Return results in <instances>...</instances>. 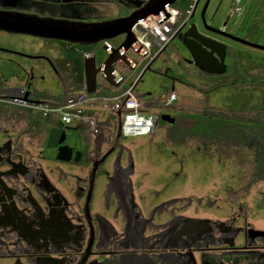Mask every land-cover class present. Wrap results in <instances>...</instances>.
<instances>
[{
  "label": "flooded vegetation",
  "instance_id": "flooded-vegetation-1",
  "mask_svg": "<svg viewBox=\"0 0 264 264\" xmlns=\"http://www.w3.org/2000/svg\"><path fill=\"white\" fill-rule=\"evenodd\" d=\"M65 1L0 0V8L60 17L49 5L57 9ZM222 4L204 0L199 15L206 31H199L226 42L230 38L203 23L205 17L230 32L232 14L221 17ZM123 39L109 43L118 46ZM105 42L83 45L0 29V264H215L213 252L261 264L254 256L264 260V234L256 229L264 227L251 223L248 208L239 222L225 221L211 189L204 194L169 189V160L183 164V157H166L165 150L201 148L188 141L201 140L198 130L183 135L182 142L175 138L177 129L196 127L175 121L194 123L191 118L174 117L171 125L138 141L123 134L117 139L115 113L107 128L92 134L84 124L53 121L20 104L65 99L66 87L85 78L84 54L97 48L105 53ZM233 51L228 44L225 62ZM54 125L63 132L50 146Z\"/></svg>",
  "mask_w": 264,
  "mask_h": 264
},
{
  "label": "rangeland",
  "instance_id": "rangeland-1",
  "mask_svg": "<svg viewBox=\"0 0 264 264\" xmlns=\"http://www.w3.org/2000/svg\"><path fill=\"white\" fill-rule=\"evenodd\" d=\"M142 1L144 0H66L62 2L63 4L59 3L57 9L53 5H49V9L52 8L50 12L60 17L100 20L125 15L139 6ZM196 1L198 2L195 0V3ZM201 1L195 7L196 13L190 16L188 23L196 22L199 30L206 31L199 15L204 0ZM216 1L218 0H213ZM233 2L234 0H223L221 17L230 15ZM252 2L253 0H242L246 8ZM16 7L25 8L23 5ZM34 7L42 9V4ZM246 12L247 9L242 16L231 15L230 32L264 45V33L248 36L239 29ZM182 16L186 17V14L182 13ZM225 40L234 49L232 56L226 61L227 71L224 74L207 75L195 66L181 38L176 36L142 74L136 87V94L143 99L154 101L159 107L170 99L171 93L175 92L178 98L171 100L163 111L165 114H173L175 118H190L189 116H194L192 114L195 112L225 111L231 114L234 113L231 108H248L264 104V50L231 39ZM111 42L116 44L113 39ZM96 52L100 55L103 53L100 48H97ZM127 55L137 63L138 67L132 69L122 62L116 64L119 73L125 77L121 87L127 86L136 75L140 74L149 61L133 47L127 50ZM218 85L222 86L215 89L214 87ZM97 91L106 93L116 92L118 89L99 73ZM51 119L57 121L59 117L54 115ZM99 121L101 129L107 128L113 122L110 112H100ZM181 122L183 121H176L177 124H192V121ZM145 137L147 136L127 137V139L141 141ZM191 137L188 140L191 147L200 143L201 148L192 149L190 152L187 147L172 145L165 150L166 157H172L176 153L179 155L181 153L183 157V164H179V159L169 160L165 172L169 177L166 178L170 183L169 189L193 194L198 190H202L200 193L204 194L205 189H211L213 197L210 198H213V205L219 207L220 215L226 219L225 221L233 217L235 223L239 222L238 216H242L243 209L248 208L251 223L256 227H264V177L257 182L254 179L255 149L244 145L217 143L214 146H218L221 150L213 157V141L209 143L206 137H201L200 141ZM234 159L236 165L230 167L229 163ZM234 169L240 172V183L227 189L226 181L232 179ZM176 172L180 174L174 176ZM173 177L176 178L172 179ZM213 257L215 264H245L243 262L245 259H240L237 254L228 258L213 252ZM260 257V254L254 256L264 262ZM263 262L261 264H264Z\"/></svg>",
  "mask_w": 264,
  "mask_h": 264
},
{
  "label": "water",
  "instance_id": "water-1",
  "mask_svg": "<svg viewBox=\"0 0 264 264\" xmlns=\"http://www.w3.org/2000/svg\"><path fill=\"white\" fill-rule=\"evenodd\" d=\"M177 0H144L129 14L101 20H83L67 17L42 16L37 13H29L20 10L0 8V29L15 33H26L35 36L66 40L83 45H93L100 41H107L103 45L105 53L101 55L96 51H87L84 54L85 84L89 92L97 90L98 74L102 73L105 80L112 85L116 76L123 79V75L116 68L118 62L127 66L129 57L127 50L134 48L136 36L133 27L140 20L150 15H159L163 19L162 12L173 6ZM195 8L193 9V14ZM205 27L215 33L221 34L234 41L264 50V45L253 42L247 38L228 32L223 28L215 27L207 23L204 17ZM187 30L180 29L176 36L180 37L185 48L190 52L193 63L203 72L208 74H222L227 71L225 62L227 43L200 32L196 22L191 21ZM124 36L118 46L109 44V40ZM135 49V48H134ZM67 98V97H66ZM65 98V99H66ZM118 117L117 139L122 135L123 112L114 108L108 109ZM162 117L173 122L170 114ZM63 129L54 125L50 130L49 145H55L57 137ZM63 140V139H61ZM259 234H264L263 229H256Z\"/></svg>",
  "mask_w": 264,
  "mask_h": 264
},
{
  "label": "built area",
  "instance_id": "built-area-1",
  "mask_svg": "<svg viewBox=\"0 0 264 264\" xmlns=\"http://www.w3.org/2000/svg\"><path fill=\"white\" fill-rule=\"evenodd\" d=\"M170 8L174 7H168L162 12L165 19L159 15H153L154 19L148 16L133 27L136 36L134 48L149 61L146 62L143 71L136 75L127 86L121 87L125 81L124 76L122 80L116 76L114 81L117 84L113 86L118 91L113 93L89 92L86 89L69 95L60 102L26 103L20 101V104L40 109L44 116L58 115L59 120L66 125L84 124L92 134H99L101 131L100 112L114 113L108 110L114 108L123 112L122 134L125 137L154 135L160 127L164 107L168 106L171 100H176L178 95L175 92L171 93L170 99L157 107L154 101L139 97L136 94V87L152 61L162 54L179 30L188 24L194 9L192 8L191 14L183 17L181 11L174 8L178 15L172 19ZM246 9L242 0H234L231 14L242 16ZM127 67L136 69L138 66L129 58Z\"/></svg>",
  "mask_w": 264,
  "mask_h": 264
},
{
  "label": "trees",
  "instance_id": "trees-1",
  "mask_svg": "<svg viewBox=\"0 0 264 264\" xmlns=\"http://www.w3.org/2000/svg\"><path fill=\"white\" fill-rule=\"evenodd\" d=\"M194 3L195 0H177L173 7L187 16L191 14ZM192 15L193 12L190 16ZM239 29L248 36L264 33V0H253L247 8ZM221 86L218 85L214 88L217 89ZM231 110L234 113L214 111L213 113L202 112L200 115L189 116L194 120L192 125L196 127L177 129L175 138L177 142H182L183 135L193 134L194 131L198 130L200 136L206 137L209 143L213 141V157L216 152L221 150L218 146H214L217 143L253 147L256 151L254 179L257 182L264 177V104L249 106L248 108H231ZM167 122L169 121L162 118L160 124L165 125ZM174 124H177L176 121ZM229 164L230 167H235V159ZM232 174L234 175L232 179L226 181L227 189L240 183V172L234 169Z\"/></svg>",
  "mask_w": 264,
  "mask_h": 264
},
{
  "label": "crops",
  "instance_id": "crops-1",
  "mask_svg": "<svg viewBox=\"0 0 264 264\" xmlns=\"http://www.w3.org/2000/svg\"><path fill=\"white\" fill-rule=\"evenodd\" d=\"M171 43V42H170ZM170 43L168 44V45H170ZM167 45V46H168ZM66 89H67V91H68V93H69V95H72V94H75V93H77V92H79V91H83V90H86V84H85V78H83V80L81 81V82H78V83H70L69 85H68V88L66 87ZM60 91V88H58L57 89V92H59ZM96 92H98L97 90H96ZM99 93V92H98ZM106 93H113V92H111V91H109V92H106ZM68 95V96H69ZM64 100V99H63ZM164 111V110H163ZM109 113V112H108ZM111 114L112 113H110V116H111ZM168 114H170V116L172 117V118H174V116H173V114H171V113H168ZM168 121V120H167ZM171 122H167L165 125H161V126H169V125H171L170 124ZM173 123V122H172Z\"/></svg>",
  "mask_w": 264,
  "mask_h": 264
},
{
  "label": "bare ground",
  "instance_id": "bare-ground-1",
  "mask_svg": "<svg viewBox=\"0 0 264 264\" xmlns=\"http://www.w3.org/2000/svg\"><path fill=\"white\" fill-rule=\"evenodd\" d=\"M170 12H171L170 14H172V15H170V17L172 19H175L177 17V15H178V12L174 8H170ZM150 17L152 19H154V16L153 15H150Z\"/></svg>",
  "mask_w": 264,
  "mask_h": 264
}]
</instances>
